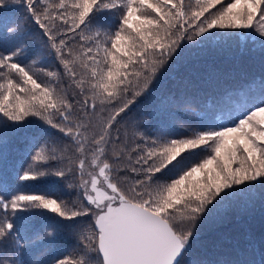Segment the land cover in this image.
<instances>
[{
    "label": "snow or ice",
    "instance_id": "1",
    "mask_svg": "<svg viewBox=\"0 0 264 264\" xmlns=\"http://www.w3.org/2000/svg\"><path fill=\"white\" fill-rule=\"evenodd\" d=\"M16 3L42 30L63 75L84 99H75L79 107L74 108L56 85L38 82L21 64L22 46L0 47V158L6 142L32 123L28 117L38 118L67 137L78 154V187L88 206L69 208L43 193L0 195V246L14 241L13 256L27 242L21 235L26 217L17 213L42 210L68 221L92 218L84 256L57 264H186L197 221L225 203H248L255 191L264 193V80L258 96L246 94L238 108L223 109L224 122L206 121L190 137L149 143L141 136L144 146L126 151L115 128L149 92L182 41L205 34L210 40L214 30L231 35L254 29L264 37V0H0V9ZM114 9H122L119 23L108 31L113 20L102 22L99 14ZM4 30L22 39L23 20ZM77 37L81 44L74 51L68 40L75 44ZM77 65L85 70L78 80ZM47 75L59 79L60 74ZM196 149L206 155L189 165L191 155L185 154L195 155ZM44 152H36L28 170L15 179L63 178L65 170L35 167L64 159L55 149ZM68 162L74 161L68 157ZM0 264L12 262L0 258ZM248 264H264V254Z\"/></svg>",
    "mask_w": 264,
    "mask_h": 264
},
{
    "label": "trees",
    "instance_id": "2",
    "mask_svg": "<svg viewBox=\"0 0 264 264\" xmlns=\"http://www.w3.org/2000/svg\"><path fill=\"white\" fill-rule=\"evenodd\" d=\"M51 2L56 3L57 0ZM224 2L227 3V0ZM121 11L114 9L99 14L102 22H107L109 18L113 20L112 27L106 30H116ZM21 20L24 24L22 39H14L16 34H9L4 29L6 26L13 27ZM214 32L217 35L210 40L206 39L208 34H205L191 41H182L176 54L167 60L149 85V92L138 97L115 126L122 140L120 146L126 145V151L136 145L143 147L141 136L149 143L154 139L190 137L202 130L206 121L216 124L224 122L223 109L229 106L238 108L246 94L259 95L264 80V48H261L264 39L261 45L254 46L249 38V30H239L231 35L219 30ZM41 33L42 30L28 18V13L19 3L0 9V47L6 46L11 50L22 46L24 52L19 57L21 64L38 82L56 85L57 91L65 94L72 100L74 108H78L75 99L83 100L84 97L77 95L79 89L71 84L70 77L63 75L62 65ZM256 39L254 37L252 41ZM76 41L73 44L72 40H68V43L74 51H79L81 42L78 37ZM44 54L45 57H41ZM75 71L78 80L85 70L77 65ZM48 72H58L59 79L49 77ZM0 82H3L2 77ZM28 120L32 123L14 134L3 149V157L0 158V195L8 198L18 192L43 193L60 199L69 208H80L76 183L67 173L63 178L48 175L36 181L21 182L15 179L18 174L28 170L36 152L46 148L44 153L49 155L55 146L53 137L60 134L36 117H28ZM116 134L114 130L113 135ZM195 153L185 154L191 155L189 165L206 155L203 149H196ZM39 167L51 171L62 169L54 160ZM165 180H170V177H165ZM261 195L264 193L257 190L252 199L256 202L225 203L219 208L222 210L218 212L222 214L220 218L197 221L191 241L192 251L185 257L186 264L193 260L199 264H248L249 261H259L264 254V199H260ZM17 215L26 217L23 221L26 227L21 235L26 237L27 242L15 256L12 250L14 241L0 246V258L12 264L19 260H25L27 264H57L59 259L65 257L80 259L84 256L83 242L89 235L91 217L68 221L42 210ZM2 217L3 213L0 212Z\"/></svg>",
    "mask_w": 264,
    "mask_h": 264
},
{
    "label": "rangeland",
    "instance_id": "3",
    "mask_svg": "<svg viewBox=\"0 0 264 264\" xmlns=\"http://www.w3.org/2000/svg\"><path fill=\"white\" fill-rule=\"evenodd\" d=\"M247 30L250 31L249 38H250V41L254 44V46L261 45L260 42L264 39V37H261L259 35V33L254 31V29H247ZM254 37H256L258 39L252 41V39H254ZM261 48H264V46H261ZM41 57H45V54L43 56H41ZM53 141H54V144H55L56 147L53 146L52 147V151H53V149H55V154L57 156L63 155V157H64V159H62V160H54V161L56 163H58L60 165V167L62 168V170H65V172L68 175H70L72 177V179L75 181V183H76L75 190H76V194L79 196L81 207L82 206H88L86 201L83 200L82 189H80L78 187L80 181H79V177H78V174H77V171H76V165H75L76 157L78 156V154L75 153V152L74 153L72 152V146H71V144L69 142V139L67 137H63V134L60 133L57 136L53 137ZM44 149L46 151V148H44ZM52 151L50 153H52ZM44 155L47 156L48 154L44 153ZM68 157H71L74 162L70 164L68 162ZM36 167H39V165H36ZM69 167L72 168V172H70V173L67 171V169ZM260 199L263 200L264 199V195H261ZM251 202H256V201L252 200ZM220 211H222V210L218 209V211L216 213H214L213 215H211L207 219L208 220H214V219L220 218L221 215H222V214L218 213ZM225 213H227V212H225ZM228 213H231V212H228ZM203 219L204 218H201V220H203ZM212 228H210V229H212Z\"/></svg>",
    "mask_w": 264,
    "mask_h": 264
}]
</instances>
